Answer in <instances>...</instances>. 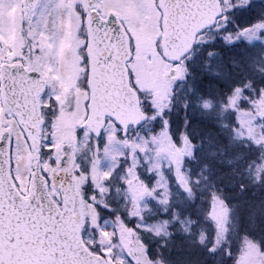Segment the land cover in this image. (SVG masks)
<instances>
[{"label":"rangeland","instance_id":"374dc122","mask_svg":"<svg viewBox=\"0 0 264 264\" xmlns=\"http://www.w3.org/2000/svg\"><path fill=\"white\" fill-rule=\"evenodd\" d=\"M69 3L70 0H39L37 13L45 16L41 30L44 41L40 42L44 49L28 63L38 66L43 73L51 103L45 117L48 125H40V171L46 178L48 191L57 201L60 194L54 185L55 176L60 169L72 176L81 198L86 244L99 249L108 264H166L160 257L149 259L146 243L154 239L163 246L172 234L180 239L184 235L177 242L181 249L179 264H200L202 250L204 261L212 254L219 262L232 254L231 264H264V247L247 240L230 246L235 222L230 208L219 196L213 195L208 208L196 210V216H190L185 205L191 201L190 187L205 192L211 183L210 175L205 174L203 164H193L191 168L183 165L185 157L192 155L193 143L182 127L171 130L167 112L164 113L165 108L170 110L174 91L182 97L192 96L193 109L211 116L221 130L222 126L229 130L234 140L246 139L262 146L261 158L250 173L260 181L264 179L263 93L245 108L240 107L242 90L234 85L226 100L221 96L220 100L212 99L205 95L206 90L202 95L203 89L197 81L201 73L198 71L195 79L188 78V67L200 68V72L226 80L228 75L221 58L212 54L170 64L156 56L153 43L140 41L141 36L134 32L136 48L128 64L133 83L148 97L154 110L151 122L161 118L164 127L152 132L149 122L146 128L145 123L122 137L120 129L109 119L102 136L95 140L81 125L86 114L87 93L76 83L83 80L86 70L82 60L71 56L66 42L68 35L64 32L63 19ZM246 7L263 10L264 1L225 0L223 39L256 44L262 51L260 63L264 66V19L253 21L247 14L240 22L230 19ZM21 10V0H0V60L12 56L18 22L24 19L26 24L31 18L22 16ZM261 14L264 15V10ZM245 62L255 69L254 59ZM4 129L11 134L13 179L26 194L34 167L33 153L15 118L0 105V133ZM172 131H177L175 138ZM202 150L213 154L215 149ZM133 180H136L134 184Z\"/></svg>","mask_w":264,"mask_h":264},{"label":"water","instance_id":"95a60500","mask_svg":"<svg viewBox=\"0 0 264 264\" xmlns=\"http://www.w3.org/2000/svg\"><path fill=\"white\" fill-rule=\"evenodd\" d=\"M96 0H82L87 12L88 33V113L83 126L95 137L111 117L121 128L122 136L129 127L138 128L147 120L140 109L139 96L130 85L127 62L131 58L129 37L113 16L102 21L90 8ZM27 12H32L37 0H22ZM163 12L161 52L170 63H178L191 51L198 32L214 25L222 11L218 0L207 3L204 15L191 16L194 23L189 33L177 34L180 27L174 21L172 0H159ZM107 55V56H101ZM39 84L21 66H0L2 105L14 112L26 135L35 158V168L29 176L27 193L16 187L10 172L11 136L0 133V264H107L83 244L80 236L82 216L80 197L75 183L64 170L56 176L62 207L48 193L44 176L37 161L39 151L40 115L35 103Z\"/></svg>","mask_w":264,"mask_h":264},{"label":"trees","instance_id":"16d2710c","mask_svg":"<svg viewBox=\"0 0 264 264\" xmlns=\"http://www.w3.org/2000/svg\"><path fill=\"white\" fill-rule=\"evenodd\" d=\"M263 10L246 7L238 10L230 19L240 22V19H244L246 14L251 15L253 21L264 19V15L261 14ZM261 53L262 51L258 49L256 44L249 45L243 40L234 42L229 41V39L224 40L222 33V54L219 58L222 59L223 70L227 72V79L224 80L208 75L206 72H200V68L197 69L191 65L188 67L190 71L188 78L193 76L195 79L199 71L201 77L197 81L201 90L203 89L202 95L206 90L207 94L205 93V95L218 100L222 98L226 100L227 96L231 94V87L234 85L242 90L243 98L240 107H249L250 101L259 99L262 93L264 95V66L260 63ZM251 58L255 60L254 70L245 62ZM186 84L188 85L189 81ZM210 91L212 92L210 93ZM146 96L145 93L140 92L141 108L148 114V122L144 126L146 128L150 122L148 127L152 129V132H157L164 127L163 121L161 118H155L151 122L154 110ZM170 100V110L165 108L164 113L167 112L168 116L166 117L169 118L171 130L182 127L194 146L192 155L185 157L183 165L191 168L193 164H203L206 167L205 174L210 175L211 183L205 192L199 191L194 186L190 187L191 201L185 202L190 216L195 217V211L204 210L211 202L213 195H217L228 205L235 222V233L234 235L232 233L229 238L230 246L247 240L254 242L261 248L264 247V179L256 181L253 176H250L255 164L261 158L262 146L246 139L234 140L229 135V130L223 128L224 126L221 130L211 116H205L193 109L191 105L192 96L189 98L182 97L174 91ZM176 132L172 131L174 138ZM206 147L215 149L213 150L215 154H208L207 150H202ZM195 169L196 167L193 168V170ZM184 238V235L180 239L172 234L163 246L158 240L152 239L146 243L149 259L155 260L160 257L166 264H179L181 249L177 242ZM199 257L203 259L200 264H231L234 262L231 260L232 254H229L227 258L222 257L220 262L214 254L205 258L204 261V250L201 251Z\"/></svg>","mask_w":264,"mask_h":264},{"label":"flooded vegetation","instance_id":"af4514ba","mask_svg":"<svg viewBox=\"0 0 264 264\" xmlns=\"http://www.w3.org/2000/svg\"><path fill=\"white\" fill-rule=\"evenodd\" d=\"M167 1V0H163ZM221 11L220 16L215 20L214 25L206 27L198 32L195 36V41L191 51L186 55V58H207L212 54L219 57L222 54V21L225 17V0H218ZM256 3H261L262 0H254ZM210 0H172L173 13L175 14L174 21L180 27L176 28L177 34L189 33L191 30L187 27L189 24L194 23L195 19L188 18L189 15L201 17L204 15L207 3ZM38 3L31 14H27L22 6L21 15L27 18L25 24L24 19H21L16 28L17 35L15 37V45L12 50L10 58L0 60V63H16L23 67V70L33 77L34 81L40 82L41 91L36 96V104L38 106L40 116L44 121L46 117V110L51 107L50 101L47 99L49 87L43 73L38 66L29 64L28 60H33L39 57L43 52L41 47L42 27L44 22V14L37 13ZM94 10L98 18L105 21L109 16L115 17L125 28L129 39L132 56L135 52L136 32L140 41L153 43L154 53L156 56L162 57L160 48V40L162 37V20L163 12L159 6V0H96L95 4L90 8ZM87 12L83 6L82 0H70L69 5L65 9L64 15V32L67 33V43L71 48V56L82 60L81 64L86 63L88 54L86 52L87 45V29L85 24ZM180 23V24H178ZM186 24L187 26H182ZM27 28V31L25 29ZM107 56V55H101ZM154 55H146L152 57ZM85 67V66H84ZM86 69V67H85ZM76 84H80L77 81ZM32 85H36L32 83ZM74 92H72L71 97ZM9 113V112H8ZM12 114V113H10ZM13 115V114H12ZM136 180H133V184ZM84 238V237H83ZM84 240V239H83ZM94 253L101 254L105 257L99 249L88 246Z\"/></svg>","mask_w":264,"mask_h":264}]
</instances>
